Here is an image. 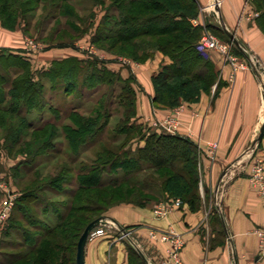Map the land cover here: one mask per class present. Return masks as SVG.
I'll list each match as a JSON object with an SVG mask.
<instances>
[{
  "label": "trees",
  "instance_id": "16d2710c",
  "mask_svg": "<svg viewBox=\"0 0 264 264\" xmlns=\"http://www.w3.org/2000/svg\"><path fill=\"white\" fill-rule=\"evenodd\" d=\"M12 1L15 3V0H0V15L4 16L0 24L7 28L18 15L25 26L24 19L43 0H18L15 9ZM50 1L52 17L68 18L63 29L66 32L59 35V41L64 42L62 39L65 38L67 42L58 45H72L88 32L92 23L77 15L73 0ZM92 1L106 9L91 42L107 43V51L115 50L117 55H128L141 63L151 59L154 52L169 58L170 63L162 66L152 78L153 108L166 110L182 102H193L202 90H209L216 82L214 65L198 47L202 26L191 24V19L199 14L196 0ZM251 5L258 12L255 24L264 35V0H252ZM110 9L115 11L110 13ZM205 26L212 31L210 23ZM146 43L153 44L155 50H143L139 57L131 54L138 45ZM235 50L242 59H248L246 50L238 47ZM98 60L68 56L52 60L37 72L21 52L0 48L1 149L8 156L14 153L23 156L19 165H22V171L29 173L36 158L57 151L56 140L62 136L68 148L65 158L70 161V165L64 164L53 175L40 176L37 172L33 182L20 189L13 208V212L19 214L12 217L11 213L9 229L23 231L18 222L21 219L31 230L23 231L24 242L16 244L24 249L22 253H5L8 256L3 264H75L76 245L83 230L103 217L112 206L145 207L170 199H179L191 211L200 206L195 145L188 138L151 132L138 124L136 92L132 86L134 77L129 75L123 79ZM80 74L85 76L80 86L89 89L91 96L101 85L122 84L116 106L123 109V117L112 129L114 138L104 136L112 114L107 107L112 103L101 101L92 105L87 114H82L78 106L66 109L46 102L44 81L50 83L53 92L60 86L58 83H62V92L72 94L78 91ZM45 111H50L51 117L34 125L30 116ZM115 138H120L118 144H115ZM104 139L108 141L101 142ZM95 140H99L95 158L89 164L80 161L77 166H72ZM133 140L142 144L131 149L129 145ZM16 170H19L18 166ZM67 186H70L69 190ZM47 192L54 193L55 197L63 193L67 199L55 201V197ZM38 207H41L40 214L36 213ZM60 250L63 253L56 263L54 259ZM132 253L140 260L135 250L132 249Z\"/></svg>",
  "mask_w": 264,
  "mask_h": 264
},
{
  "label": "crops",
  "instance_id": "0c3cea01",
  "mask_svg": "<svg viewBox=\"0 0 264 264\" xmlns=\"http://www.w3.org/2000/svg\"><path fill=\"white\" fill-rule=\"evenodd\" d=\"M196 1L201 13L191 24L211 25L215 17L208 6L213 0ZM219 1V15L225 27L260 66L233 73L215 51L200 49L214 65L217 79L195 101L181 103L179 125L174 134L188 138L196 147L201 169L199 208L191 211L183 204L173 207L165 217L157 218L153 204L113 207L102 217L105 234L86 239L84 264H161L167 257L169 244L151 237V233L159 236L169 231L184 242L180 255L183 264H264L258 237L253 233L264 226V194L249 179L254 159L260 158L264 167V138L251 148L264 118V36L255 22L240 21L245 0ZM11 42L1 29L0 48L21 52ZM65 57L68 56L61 58ZM103 62L113 72L122 69L114 57L106 56ZM169 63V58L154 52L151 59L136 67L137 79L132 74L137 123L155 132H161L153 127L156 121L174 116L172 109L159 110L151 105L152 78ZM127 73L120 76L126 79L131 75ZM210 143L217 145L213 156L208 153ZM7 256L0 249V264L7 261Z\"/></svg>",
  "mask_w": 264,
  "mask_h": 264
},
{
  "label": "rangeland",
  "instance_id": "374dc122",
  "mask_svg": "<svg viewBox=\"0 0 264 264\" xmlns=\"http://www.w3.org/2000/svg\"><path fill=\"white\" fill-rule=\"evenodd\" d=\"M17 1L18 0H15V3L14 1L11 2L13 5V9L16 8ZM251 1L252 0H245L243 11L240 17V21L244 19L245 21L249 20V21L255 22V19L257 18L255 14H258V12H256L254 8L252 7ZM50 2H51L50 0H43L36 7V9L33 10L32 13L28 14L26 19H24L25 26H24V21L19 15L15 21L16 22L15 27H14L15 22L8 23L11 29H9V27L7 28L0 24V30L2 29L6 31L7 39H9L10 41H13L11 42V45L21 50V54L30 60L31 64L33 65L34 70H36L37 72H40L41 69L46 68L52 60L60 59L61 57H64V55L65 56L66 55L67 56L77 55V56H80V58L91 61L92 59H95V58L94 57L89 58L86 55V51L88 49L92 50L95 53L97 59L101 57L104 59L106 56H111V57H114L115 60H117L118 58H121V59L131 61L137 65L142 64L141 62L134 61L128 55L127 56L124 54L117 55L118 53L115 50H112L110 52L107 51V46H105L107 45V43L106 44L105 43L95 44L91 42V36L94 34L95 29L103 20V16L105 14V9H106V8H101L100 6L94 5L92 0H73L72 4L74 5L77 15L82 19L86 18L88 23H92V24L88 32L82 37H79L78 39L74 40L72 42V45H67L63 47L59 46L58 44H62L61 42H63V41H59V35L62 34L61 32H66L63 29H65L66 21L68 20V18L63 17V16H57L56 18L54 16L52 17V14L54 12L52 13V3ZM213 2L214 0L208 6L209 9L211 8L212 11L215 10V7L214 6L212 7ZM106 5H107V2H106ZM32 6H34V4ZM114 11L115 10L113 9L109 10L110 13H113ZM200 13L201 12L199 8L198 16L200 15ZM198 16L191 19V21L196 20ZM3 17H4L3 15H0V20ZM194 26H198V25H194ZM211 26H212V31L211 29L210 30L207 29V27L204 24L202 26L201 36L203 32L206 30L209 33L216 36L217 38H219L220 40L231 43L221 28L219 19L217 17V13H216V17L212 21ZM16 34H18V37ZM201 36H200V39H201ZM62 40H64L63 43L67 42L65 38ZM33 46L38 47L39 50L38 51L31 50L30 47L32 48ZM235 47H236L235 45L232 47V52L234 53L236 57L242 59L237 54ZM143 50L146 52H151L155 50V46L151 43H146V45L145 44L138 45L135 48V51H132L131 54L132 55L135 54L137 57H139L140 54H142ZM99 67L100 66H98V68ZM121 67L122 69H120L119 72H115V73H118L119 75L122 76V75H125L129 71L127 74H131V75L134 74L136 77L135 79H137L136 67H132L133 70L131 68H127L124 66H121ZM84 77L85 76L83 74L79 75L77 79L78 91L73 92L72 94H64L62 92L63 91V87L61 88L62 83H58V85L60 86H58V89L53 92L50 90V83H48V81H44L45 88L43 92H44L45 100L49 105H53L54 107L61 106L62 108L67 109L70 107L78 106L79 107L78 110L82 114H87L89 110L92 108V105H95L96 103H99L101 101L105 102V104L112 103L111 106H109L110 105L109 104L107 107L109 111H112V114L110 116V121L105 130L104 136L109 137V138H112V137L114 138V132L112 131V129L114 125L117 123L118 119L123 117V109L120 107L118 108L116 106L117 96L121 92L122 84L115 83L112 87H109L107 85H104V86L101 85L99 86L98 92L94 96H91V91H89V89L82 88L80 86L81 81L84 79ZM179 108H181V104L172 108V110L175 111L176 109H179ZM50 117H51L50 111H45L41 115L33 113L30 116V119L32 120L34 125H40L43 123L44 120L49 119ZM148 131H151V130L148 129ZM161 132L165 133L164 131H161ZM0 138H2L1 131H0ZM115 140H117L115 141V144H118L120 142V138L119 140L115 138ZM106 141L108 140L104 139L101 142H106ZM98 143H99V140L98 141L95 140L94 143L90 144L91 146L87 147L83 151V153H81L82 155H79L78 158L75 159L76 163H73L72 166H77L76 164H78L80 161H84L85 163L89 164L95 158V154L99 149ZM140 144L138 143V141L133 140L130 142L129 147L131 149H135ZM56 145H57L56 152L42 154L41 156H39L32 162L33 163L32 172L30 171L29 173L22 171L21 170L22 165H19V162L23 159V156L15 155L16 153H14L12 156H8V154L4 150H2L0 146V205L4 199V196H6V192L8 191L10 192V194H14L18 198L20 195V189H22L25 185L32 183L33 180L38 175L37 172L40 174V176L53 175L64 164H67V163L69 164L70 161H67V159L65 158V154L68 148L62 136L56 140ZM32 151H34V149H32ZM197 161H198L197 162L198 177L200 181L201 169L199 168V158L198 157H197ZM16 166L19 167V170L14 171ZM103 176L108 177L107 174H103ZM67 189L69 190L70 186L69 187L67 186ZM47 193L49 195L54 194L52 192L51 193L47 192ZM53 196L55 197V195ZM54 199L55 201H60V200L65 201L67 198L65 197V194L62 193L58 195L57 197H55ZM170 200L173 201L177 199H170ZM163 201L167 202L168 200H160L154 203L153 205L163 202ZM116 206H119V205H116ZM116 206L110 207L107 210V212H109V210H111L113 207H116ZM35 209H37L36 213L40 214L41 207H38ZM18 214L19 213H17V211H14L12 214V217H16V215ZM18 222L21 225L23 231L31 230L30 227L26 226L25 221L20 219ZM10 224L11 223L7 220L5 223L4 229L0 233V246H4L3 249L1 250L4 251L5 253H10L14 255L20 254L22 253L24 249L19 248V246H16V244L18 242H24L25 237L23 236V231L9 229ZM62 253H63V250H60L58 255L55 257L54 262L57 263L60 261V257H61L60 255ZM71 254L72 253L70 252V255Z\"/></svg>",
  "mask_w": 264,
  "mask_h": 264
},
{
  "label": "built area",
  "instance_id": "2783aa9c",
  "mask_svg": "<svg viewBox=\"0 0 264 264\" xmlns=\"http://www.w3.org/2000/svg\"><path fill=\"white\" fill-rule=\"evenodd\" d=\"M217 4H220V1L217 0L215 2L214 0V2L212 3V7L213 6L215 7ZM255 15L257 16L258 14ZM233 46H234L233 43L224 42L206 30L203 32L198 45L199 49L215 51L217 54H219L221 56L223 64L230 66L233 73L251 68L253 64L252 61L249 58L240 59L236 57L232 52ZM30 49L33 51L39 50L38 47L35 46H33L32 48L30 47ZM86 55L89 58L92 57L97 58L95 53L90 49L86 51ZM99 60H103V58L101 57L99 58ZM117 62L124 67L131 68L132 70H133L132 67L139 66L131 61L121 58H118ZM180 112H181V108L176 109L174 111V116L167 117L162 121H156L153 124V127H157L161 131H164L165 133L174 135L179 125L178 116L180 115ZM208 147H209L208 153L211 156H213V153L217 145L215 143H210ZM249 179L251 183L258 189V191L261 194H264V167H263V162L260 158H256L252 162ZM16 199H17L16 195L10 194L9 191L6 192V196H4V199L0 205V233L4 229L5 223L13 211ZM182 205H183L182 202L178 199L173 201L168 200L167 202L163 201L154 205L153 214L157 218H163L170 212V210L173 207H181ZM99 219H100L98 223L99 225L94 227L88 233L87 238L89 240H93L105 234L103 229L105 223L101 222L102 217ZM253 233L258 237L259 254L261 256H264V226L255 229ZM151 237L153 238L157 237L160 241L169 244L167 257L165 260L161 262V264H183L180 255L184 246V242L179 235L169 231L159 234V236L157 234L151 233Z\"/></svg>",
  "mask_w": 264,
  "mask_h": 264
},
{
  "label": "water",
  "instance_id": "95a60500",
  "mask_svg": "<svg viewBox=\"0 0 264 264\" xmlns=\"http://www.w3.org/2000/svg\"><path fill=\"white\" fill-rule=\"evenodd\" d=\"M217 0H215L216 2ZM216 13L218 14V19L221 25L222 30L224 31L225 35L228 37V39L230 40L231 43H233V45H235L236 47H238L239 49L242 50H246L245 47L243 46V44L241 43V41L239 39L236 38V36L231 33L224 25L223 21L221 20V17L219 15V5L215 6V10L213 12V17H216ZM251 61H252V68H259V62L257 61V59L251 55H249L248 57ZM261 70V69H260ZM261 73H263V71H260ZM263 95H264V91H263ZM264 133V118L263 121L260 123L258 131H257V135L254 139V141L251 144V148L254 149L258 143L260 142L262 135ZM232 166V164L230 165ZM229 166V167H230ZM225 173V171H224ZM99 218L94 220L93 222L89 223L85 229L83 230L81 236L79 237L78 241H77V245H76V254H75V264H84L83 262V248L88 236V233L90 232V230H92L94 227H96L99 223ZM121 231L124 232V230L122 228H120L119 226H117Z\"/></svg>",
  "mask_w": 264,
  "mask_h": 264
},
{
  "label": "bare ground",
  "instance_id": "6f19581e",
  "mask_svg": "<svg viewBox=\"0 0 264 264\" xmlns=\"http://www.w3.org/2000/svg\"><path fill=\"white\" fill-rule=\"evenodd\" d=\"M218 5V4H217ZM217 16H218V14H217Z\"/></svg>",
  "mask_w": 264,
  "mask_h": 264
}]
</instances>
